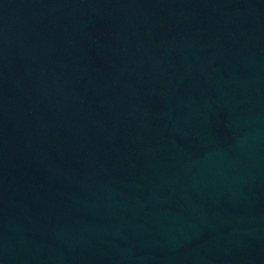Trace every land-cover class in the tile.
Wrapping results in <instances>:
<instances>
[{"label":"water","instance_id":"obj_1","mask_svg":"<svg viewBox=\"0 0 264 264\" xmlns=\"http://www.w3.org/2000/svg\"><path fill=\"white\" fill-rule=\"evenodd\" d=\"M0 264H264V0H0Z\"/></svg>","mask_w":264,"mask_h":264}]
</instances>
